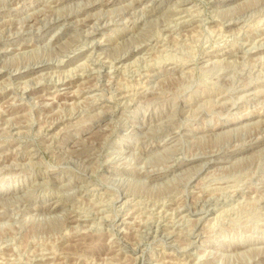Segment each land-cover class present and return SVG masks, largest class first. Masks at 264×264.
<instances>
[{
    "label": "rangeland",
    "instance_id": "rangeland-1",
    "mask_svg": "<svg viewBox=\"0 0 264 264\" xmlns=\"http://www.w3.org/2000/svg\"><path fill=\"white\" fill-rule=\"evenodd\" d=\"M0 264H264V0H0Z\"/></svg>",
    "mask_w": 264,
    "mask_h": 264
},
{
    "label": "bare ground",
    "instance_id": "bare-ground-1",
    "mask_svg": "<svg viewBox=\"0 0 264 264\" xmlns=\"http://www.w3.org/2000/svg\"><path fill=\"white\" fill-rule=\"evenodd\" d=\"M69 6V5H68ZM69 8V7H68ZM104 12V11H103ZM130 26V25H129ZM261 42V41H260ZM259 42V43H260ZM263 43V42H262ZM252 46V45H251ZM214 60V59H213ZM228 76V75H227ZM230 81V80H229ZM219 83V82H218ZM2 87V86H1ZM11 104H13V103H11ZM219 105V104H218ZM188 108V107H187ZM245 125V124H244ZM241 132V131H240ZM17 133V132H16ZM97 154V153H96ZM203 166V165H202ZM161 183V182H160ZM156 226V225H155ZM203 233V232H202ZM234 253V252H233ZM243 254V253H242ZM3 262V261H2ZM184 263H186V262H184Z\"/></svg>",
    "mask_w": 264,
    "mask_h": 264
}]
</instances>
